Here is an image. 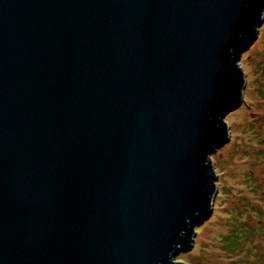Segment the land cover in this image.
I'll return each mask as SVG.
<instances>
[{
	"label": "water",
	"instance_id": "95a60500",
	"mask_svg": "<svg viewBox=\"0 0 264 264\" xmlns=\"http://www.w3.org/2000/svg\"><path fill=\"white\" fill-rule=\"evenodd\" d=\"M264 0H0V264H185Z\"/></svg>",
	"mask_w": 264,
	"mask_h": 264
},
{
	"label": "rangeland",
	"instance_id": "374dc122",
	"mask_svg": "<svg viewBox=\"0 0 264 264\" xmlns=\"http://www.w3.org/2000/svg\"><path fill=\"white\" fill-rule=\"evenodd\" d=\"M257 28L237 52L242 99L225 116L226 137L211 156V214L198 220L193 247L179 252L177 263L264 264V14Z\"/></svg>",
	"mask_w": 264,
	"mask_h": 264
},
{
	"label": "trees",
	"instance_id": "16d2710c",
	"mask_svg": "<svg viewBox=\"0 0 264 264\" xmlns=\"http://www.w3.org/2000/svg\"><path fill=\"white\" fill-rule=\"evenodd\" d=\"M234 239H235V238H234ZM234 239H233V240H234ZM234 244H235V246L237 245V244H236V241H229V242H228V247H231V246H233Z\"/></svg>",
	"mask_w": 264,
	"mask_h": 264
}]
</instances>
